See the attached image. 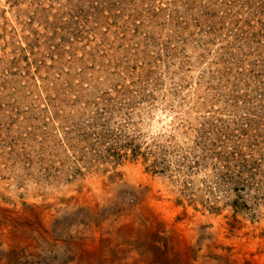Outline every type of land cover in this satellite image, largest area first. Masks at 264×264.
I'll return each mask as SVG.
<instances>
[{"label": "rangeland", "instance_id": "obj_1", "mask_svg": "<svg viewBox=\"0 0 264 264\" xmlns=\"http://www.w3.org/2000/svg\"><path fill=\"white\" fill-rule=\"evenodd\" d=\"M0 145L24 151L21 187L43 166L75 181L143 156L256 217L264 0H0Z\"/></svg>", "mask_w": 264, "mask_h": 264}, {"label": "bare ground", "instance_id": "obj_2", "mask_svg": "<svg viewBox=\"0 0 264 264\" xmlns=\"http://www.w3.org/2000/svg\"><path fill=\"white\" fill-rule=\"evenodd\" d=\"M25 161L19 146L0 145V264H264V209L255 217L188 196L153 160L75 181L61 163L43 166L21 187ZM47 171L53 179L38 182Z\"/></svg>", "mask_w": 264, "mask_h": 264}]
</instances>
